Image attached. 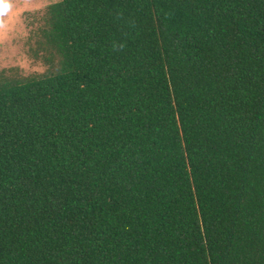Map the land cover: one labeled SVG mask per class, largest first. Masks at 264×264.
<instances>
[{"label":"trees","instance_id":"trees-1","mask_svg":"<svg viewBox=\"0 0 264 264\" xmlns=\"http://www.w3.org/2000/svg\"><path fill=\"white\" fill-rule=\"evenodd\" d=\"M0 69V264H264V0H57Z\"/></svg>","mask_w":264,"mask_h":264},{"label":"rangeland","instance_id":"rangeland-1","mask_svg":"<svg viewBox=\"0 0 264 264\" xmlns=\"http://www.w3.org/2000/svg\"><path fill=\"white\" fill-rule=\"evenodd\" d=\"M57 0H0V69L15 68L20 75L46 69L29 47L47 5Z\"/></svg>","mask_w":264,"mask_h":264}]
</instances>
